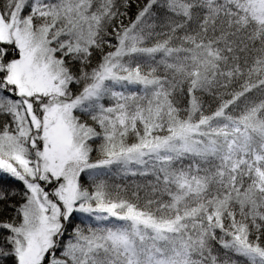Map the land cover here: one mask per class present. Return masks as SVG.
Returning a JSON list of instances; mask_svg holds the SVG:
<instances>
[{"label":"snow or ice","instance_id":"6c2138e0","mask_svg":"<svg viewBox=\"0 0 264 264\" xmlns=\"http://www.w3.org/2000/svg\"><path fill=\"white\" fill-rule=\"evenodd\" d=\"M0 264H264V0H0Z\"/></svg>","mask_w":264,"mask_h":264}]
</instances>
